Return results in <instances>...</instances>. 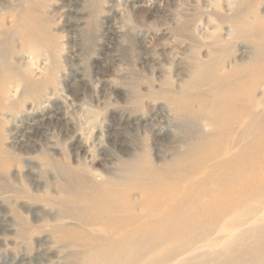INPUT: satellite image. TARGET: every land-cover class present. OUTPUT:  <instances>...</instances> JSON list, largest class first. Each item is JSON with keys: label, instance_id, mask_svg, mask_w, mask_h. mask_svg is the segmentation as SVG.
Here are the masks:
<instances>
[{"label": "rangeland", "instance_id": "374dc122", "mask_svg": "<svg viewBox=\"0 0 264 264\" xmlns=\"http://www.w3.org/2000/svg\"><path fill=\"white\" fill-rule=\"evenodd\" d=\"M234 1L0 0V146L13 160L5 177L0 154V264H98L126 245L98 242L109 223L65 214L68 173L77 190L90 192L89 178L122 204L156 210H173L154 197L169 188L197 207L210 198L137 221L138 264H264V118L247 127L246 156L228 160L240 130L215 134L191 103L197 94L183 91L195 62L248 57L225 21ZM263 70L229 94L249 113L264 109ZM244 163L247 203L237 207L224 180Z\"/></svg>", "mask_w": 264, "mask_h": 264}, {"label": "bare ground", "instance_id": "6f19581e", "mask_svg": "<svg viewBox=\"0 0 264 264\" xmlns=\"http://www.w3.org/2000/svg\"><path fill=\"white\" fill-rule=\"evenodd\" d=\"M261 1L262 0H235L230 3V6L233 7L234 10L225 20L230 25L233 42L241 40L248 44V57L243 56L237 63L230 65V56L225 55L224 51H217L208 61L204 63L195 62V70L192 73L190 84H187L183 90L185 94H188L190 91H192V93L195 92L193 94H197V98L195 97V99L191 100V103L195 101L199 105V116L202 117V120H205L211 125L215 134H220V132L228 133L227 131L232 127H236L240 130L239 133L232 135V139L229 141L228 146L226 145L225 147L224 154L228 157V160L234 158L239 159L240 157L243 158V156H246L248 152L246 140L250 137L247 127L249 124L260 122L261 119L264 118V115L261 114L262 111L264 112V109L259 112L261 102H258L256 106H254L255 110L253 113H249V111L245 110L249 106V102L248 100L246 101L241 93H232V95H229L231 94L230 92L238 90L245 81L249 82L251 78H254L256 74L263 70L259 69L261 68L259 66L264 64V61L261 63L260 60V57L264 55V12L261 11L262 7L260 8ZM31 26L32 25H30L29 28L34 32V27L32 28ZM223 43L222 40H218L216 43L217 47L224 46ZM231 43L232 41L229 44ZM245 59L246 61H244ZM1 62L0 59V63ZM244 72H247V74L245 75ZM260 76L264 78V70L260 73ZM208 98L212 100L209 101ZM181 102L183 103V101ZM237 147L239 148L231 153L233 149ZM0 154L3 157L5 156L6 163L8 164L1 167V171H3L6 177L8 175V168L12 166L13 160L7 158L9 155H6L7 153L1 146ZM69 174L70 173L64 178V187L70 192V195L66 199L60 201L61 207L66 210L65 214L68 216L83 214L84 216L94 218L99 224L106 225V223H109L112 225V228L105 233L101 232L100 229L97 230L96 239L99 243L112 244L118 239H120V242L124 241L126 243L124 247L116 249L117 252H114L111 258L102 257V262L98 264H138L145 254L143 251H138L132 246L136 239L135 235L138 233L134 224L139 220L148 218L167 217L170 214L178 213L176 212L177 209H180L179 212H183L185 209H188L187 200L190 202V209L197 207L195 206L197 204H193L194 206L192 205L193 199H198V202H200L199 198L194 197L192 194H188L184 191L185 189L183 191L173 189V191L169 188L167 191H158L157 194L159 195L154 197L156 201H159L160 204L162 203L163 207H173L172 211L170 209L164 211L161 208L158 210H156V208H149L147 207L149 204L144 200L143 202L140 201L139 204L132 202V200L127 204H122L114 194V196L112 194L106 195L112 188L98 183L94 184L89 178H86L85 183H87L86 187H88L87 189H89L90 192L86 189H82V191L77 190L79 181ZM247 176L248 167L246 163H244L239 164L237 172L234 174L232 173L228 181L224 180L226 184L230 186L229 192L235 194L239 193L240 201L237 207L247 203L248 194H245L247 190L243 189L247 181ZM211 184L215 185L216 183L212 181ZM237 184L240 186L241 191H239ZM82 186L84 187V183ZM208 200H210V198L205 197L201 200V203L203 205H208ZM201 203H199L196 209L200 207ZM152 205H150V207ZM138 206L145 207H142L144 211H142V209L139 210V214L137 212ZM63 218H67L66 215L58 216V220H62ZM121 251L124 252V255H122ZM93 263L94 262H92V264ZM83 264L88 263L85 261Z\"/></svg>", "mask_w": 264, "mask_h": 264}]
</instances>
